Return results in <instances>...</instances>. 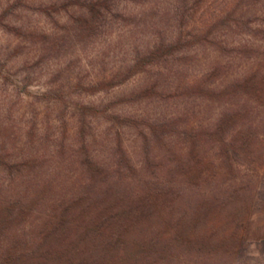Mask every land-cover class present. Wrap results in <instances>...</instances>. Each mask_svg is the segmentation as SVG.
Wrapping results in <instances>:
<instances>
[{"label": "trees", "instance_id": "1", "mask_svg": "<svg viewBox=\"0 0 264 264\" xmlns=\"http://www.w3.org/2000/svg\"><path fill=\"white\" fill-rule=\"evenodd\" d=\"M70 1L76 35L117 23L125 51L109 72L91 62L96 77L48 82L34 99L46 112H24L25 136L0 124V264L234 259L264 202V0ZM136 75L111 100L68 92ZM121 102L147 108L111 109ZM16 108L6 114L14 122ZM103 122L112 138L102 158L93 142Z\"/></svg>", "mask_w": 264, "mask_h": 264}, {"label": "rangeland", "instance_id": "2", "mask_svg": "<svg viewBox=\"0 0 264 264\" xmlns=\"http://www.w3.org/2000/svg\"><path fill=\"white\" fill-rule=\"evenodd\" d=\"M63 8L62 0H0V124L4 121L12 124L11 127H15L24 136L27 134V124H23L24 112L36 110L39 116L46 112L40 101L34 99L45 92L48 82L56 84L58 80L83 79L89 74V77H96L97 69L92 71L94 74L86 71L90 69L91 62L97 64L96 67H107L106 72H109L123 58L122 44L128 39L124 28L120 29V25L117 27L115 23L111 31H105L106 34L102 32L87 38L84 35L78 36L72 31L71 22ZM33 62H37L36 66L32 65ZM62 69L64 72H61ZM140 80V76L136 75L121 86L109 90L91 91L87 88L74 91L71 88L68 92L84 102L97 103L101 99L111 100L129 92ZM25 81L28 84L24 88L22 83ZM15 100L17 108L13 115L17 116V122L6 116L9 103ZM110 107L115 112H141L147 108L138 102H121ZM53 114L52 119L56 121ZM47 124L51 125L50 122ZM73 126L67 125L66 134H75ZM106 128L105 122L96 128L95 132L101 136L93 142L102 158L106 156L102 141L106 139ZM42 129L40 125L37 134ZM126 132L124 142L131 143L132 130ZM111 138L110 132L106 140L110 141ZM168 264L172 263L168 261ZM214 264H264V202L253 209L246 226L245 241L238 255L234 259H221Z\"/></svg>", "mask_w": 264, "mask_h": 264}]
</instances>
